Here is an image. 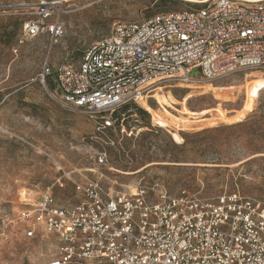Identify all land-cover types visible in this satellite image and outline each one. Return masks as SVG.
<instances>
[{"label":"rangeland","instance_id":"obj_1","mask_svg":"<svg viewBox=\"0 0 264 264\" xmlns=\"http://www.w3.org/2000/svg\"><path fill=\"white\" fill-rule=\"evenodd\" d=\"M31 1L0 0V264H46L58 257L59 240L47 234L25 237L16 214L26 196L36 201L64 173L77 180L103 175L104 187L113 178L147 187L159 179L173 194L213 198L240 191L264 201V75L259 70L159 87L148 103H130L117 112L109 130L114 143L98 135L84 114L62 107L39 81L46 63L55 67L65 59L79 60L117 22H143L202 3L65 0V35L53 43L47 34L24 36ZM200 74L196 68L190 76ZM184 118L202 123L182 127ZM104 150L122 173L96 166V153ZM53 191L61 203L77 201L69 182Z\"/></svg>","mask_w":264,"mask_h":264},{"label":"built area","instance_id":"obj_2","mask_svg":"<svg viewBox=\"0 0 264 264\" xmlns=\"http://www.w3.org/2000/svg\"><path fill=\"white\" fill-rule=\"evenodd\" d=\"M65 0H32L23 25L26 38L65 35ZM192 10L155 15L143 22H117L79 60L46 63L39 81L68 110L109 130L127 104L148 103L163 85L213 81L247 69L264 75V0H211ZM198 68L200 76L190 73ZM50 82L54 87L50 90ZM172 86V85H171ZM95 164L115 169L107 150ZM103 175L77 180L70 173L76 202L61 203L53 186L36 201L23 202L16 221L25 237L59 240V255L46 264H264V201L240 191L204 198L187 191L147 187H104ZM118 187H117V186ZM134 189V191H133Z\"/></svg>","mask_w":264,"mask_h":264},{"label":"bare ground","instance_id":"obj_3","mask_svg":"<svg viewBox=\"0 0 264 264\" xmlns=\"http://www.w3.org/2000/svg\"><path fill=\"white\" fill-rule=\"evenodd\" d=\"M189 1L204 3V2H207V1H211V0H189ZM254 1H259V0H254ZM198 82L200 83V81H198V80H193L191 83H185V84L191 85V84L198 83ZM165 121H166V123L168 125H173V123L171 122V118L170 117L165 118ZM189 123H202V122L191 121L189 119L184 118L183 122H182V127L187 126ZM192 130H194V129H192ZM133 191H134V189H133ZM32 200H33V196L29 194L28 196H26V199H25L24 202H29V201H32Z\"/></svg>","mask_w":264,"mask_h":264},{"label":"trees","instance_id":"obj_4","mask_svg":"<svg viewBox=\"0 0 264 264\" xmlns=\"http://www.w3.org/2000/svg\"><path fill=\"white\" fill-rule=\"evenodd\" d=\"M164 1H167V2H171V3H175V2H179V0H164ZM126 107V106H125ZM123 108V107H122ZM142 111V110H140Z\"/></svg>","mask_w":264,"mask_h":264}]
</instances>
